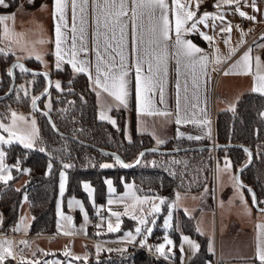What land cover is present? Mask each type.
Wrapping results in <instances>:
<instances>
[{"label":"crops","instance_id":"0c3cea01","mask_svg":"<svg viewBox=\"0 0 264 264\" xmlns=\"http://www.w3.org/2000/svg\"><path fill=\"white\" fill-rule=\"evenodd\" d=\"M102 3L103 0H100ZM171 4V0H168ZM182 3L190 5V10L197 13V16L194 19H198L203 13L208 12L215 15L218 11L223 15V21L216 19L215 20V29H213L212 24L213 20L209 19L207 21V27L203 24L197 25V31L190 34L184 35L182 38L185 40L191 41L202 51L195 54L193 59H199V57H207L208 63L205 69L201 70L199 65L195 68L197 74V84L198 91L192 87L191 80V69L185 68V60L182 58L180 65V111L182 119L186 120V123L177 125L175 123L176 112V64L173 59L168 61V76L167 83L165 85V95H164V104L159 103V95L155 97L154 108L160 111H167L173 113L171 116H160V115H148L142 113L137 115L136 112V103H135V73L134 70L130 72L129 75V96H128V106L124 108L123 106L116 107V103L111 97L107 94L102 93L100 97V103L105 105H112L110 111L119 110L122 113L123 120V133H127L130 137L132 130L137 133L144 134L152 138L156 142V138H159L163 141H166L171 138H177V131L183 134L180 138H187L188 136H200L201 138H212L214 136V118L216 113L221 111H231L239 99V97L245 92H252L251 88L253 85V77L251 75H236L229 74L225 75L226 71H229L231 66L240 59V57L251 49L250 56L252 57L253 63V72H255V63L257 57H259L262 66L261 71H264V0H255L256 8L258 11H254L252 7L253 0H240L238 5L239 10L244 12L247 17H255V20L247 19L241 17L236 11L237 5L235 3L231 5H221L219 9L214 5L218 0H181ZM28 0H19L17 6L10 12L3 13L0 15H12L14 14L15 19L6 21L7 26L17 34V39L20 40V43L8 44V41L5 40L0 43V48H10L11 54L15 60L23 61L28 58L36 59V54L41 56V60H37L40 63V69L43 71H50L51 69H56L55 64V22L52 17L53 10V0H42L38 5L33 7L27 6ZM197 5L199 7L197 8ZM129 9L131 8V0L128 3ZM77 33H76V43L79 47V7L77 8ZM67 29H64L66 35V43L64 45L65 49L69 52L71 51L72 37L73 33L71 27L73 24L72 17V8L71 0H68V7L65 12ZM131 11L128 12V16L124 18L125 21L129 22L128 26V49L130 52L131 48ZM94 14L92 8V0H88L87 8V47L88 53L84 55L80 53L78 59L86 60L89 62V70L93 78H95V63L96 55L93 51L94 39L93 33L96 31V25L94 23ZM170 20H172L171 13L169 15ZM138 21V25H139ZM192 22H189L186 27H190ZM247 23V24H246ZM231 26V32H221L222 27ZM3 25H0L2 29ZM148 28L149 21L147 17L143 19V29L145 32V41L148 39ZM101 33L106 32L104 28H100ZM139 31V28H138ZM200 32H204L208 36L213 37L211 41H205L200 36ZM109 38L111 37V32L107 33ZM2 35V31H0ZM172 40L169 41L168 50L169 53L173 51L172 41L175 39L174 31V21L172 23V31L170 32ZM228 40V43L225 44V40ZM43 41V43H40ZM98 47L103 53L104 43L103 36L98 38ZM243 41V43H241ZM111 42V41H110ZM234 50V54L230 55V51ZM111 51V50H109ZM14 53V54H12ZM115 55V53H112ZM19 58V59H17ZM217 58L220 60V63H216ZM118 62V57H117ZM129 62H131V57L129 56ZM68 66L72 73V67L70 64H61V68ZM146 68V66H145ZM17 69V68H15ZM206 73V74H202ZM75 74V73H74ZM83 74V73H82ZM87 77L88 86L91 91L94 92L97 103L96 90L90 85L88 76ZM185 82L188 84V92H184ZM195 93V98L193 94ZM187 95L188 100L185 101L184 97ZM196 105V107H193ZM99 110L100 107H98ZM208 120L209 124L204 126L200 123L203 120ZM192 121H196L193 123ZM210 130V135L207 133ZM224 160H220L219 163L213 161L212 169V191H211V202L209 208L203 206V197L205 193V188L198 192L186 193V192H176L179 193L180 199L179 206L177 207L178 217L173 215L171 226L177 232V239L173 240L171 235L168 233V229H162V233L159 236V240L154 241L150 236L147 238L144 246L151 247L153 250L156 245L163 243V237L168 235L169 239L173 241L171 246V253L166 255L171 262L170 264H190L191 258L197 253L193 252L190 246L182 241L183 236L189 237L197 245H200V240L197 236L189 234L182 230L180 218L181 215L191 218L192 228L196 235L201 239L205 240L206 250L211 254L212 259L207 260L205 264H240V258H232L231 252L235 254L240 253L242 247H240V242H238L237 237L240 236V231L249 230L251 231V222L240 221V219H235L234 212L237 209L246 211L250 216L252 211V203L249 200L248 196L245 193V190L242 189L241 192L231 189L229 183L222 182L220 183V195L217 190V167L220 166V174L225 173L227 175L228 170L233 173L232 168H225ZM26 180V179H25ZM17 180L14 182L16 188L20 187L25 181L20 182L19 185H15ZM227 189V193L224 191ZM135 192V191H133ZM121 192H115L114 194H108L105 196L104 204H98V208L103 212V215H107V219L111 220L113 216L110 215L111 212H119L121 216H126L127 218L132 219V215H140L139 208L140 205H137L136 210L134 211L131 205L133 201L130 198H126L124 201H119ZM189 194V195H188ZM192 194V195H190ZM136 195H138L136 193ZM243 195V202L240 199V196ZM145 196V195H138ZM151 197H157L153 195H147ZM182 196H189L186 199ZM26 197V196H25ZM251 198V196H250ZM112 199L117 201L112 205L108 204V200ZM151 202H159L158 200L150 201L148 204L143 205L145 211H148V207ZM125 205H128L127 214H125ZM144 211V213H145ZM174 213V212H173ZM120 216V220H121ZM24 218L21 225L20 231H13V228L16 224L21 223L20 218ZM30 213L28 210L27 200L24 199L20 202L18 209L17 220L13 225L8 226L10 232L15 235L3 236L2 231V210L0 209V241L9 240L12 242V250L14 253V258L10 257L5 260V264H34L35 261H40V264H45L46 261L59 262V264H64L63 256L60 254V251L64 250L66 247H69L70 243L73 242L74 238H80L86 242L85 246L81 248H76L75 251L80 255L79 260H83L85 256L92 254L95 247L94 245H103L104 247L116 250L114 247L125 248L123 242L125 240V233L129 231H124L122 234L116 236L111 241L118 242L113 246H107L101 243L102 240L99 235L109 232L107 229V223L103 222L98 228L97 225L87 229L85 235L78 234L75 231L69 229L65 232H58L56 230L55 221V231L53 234H28V226L30 223ZM232 220L237 221V231L235 234L229 235L230 224ZM116 221V220H114ZM264 224V218L258 217L254 221V232H252V256L249 260L246 261L248 264H253L258 262L254 259L255 246H256V237L257 230L256 224ZM199 229V231L197 230ZM131 231V230H130ZM114 232V231H113ZM64 233H69L65 235ZM99 233V234H97ZM133 233V232H132ZM135 234V233H133ZM137 242L133 244H139L140 236L137 238ZM62 240V241H61ZM235 240V241H234ZM20 241H27V246L20 243ZM57 241V242H56ZM61 243H58L60 242ZM232 241V243H231ZM94 244V245H93ZM72 249L73 245H70ZM183 247V252L181 251ZM211 248V250H210ZM199 249V248H198ZM117 252V251H115ZM119 252V251H118ZM155 252V250H154ZM48 253V255H44ZM156 253V252H155ZM158 254V253H157ZM237 259V260H235ZM68 260L73 264H78V260L74 258H68ZM169 264V263H168Z\"/></svg>","mask_w":264,"mask_h":264},{"label":"trees","instance_id":"16d2710c","mask_svg":"<svg viewBox=\"0 0 264 264\" xmlns=\"http://www.w3.org/2000/svg\"><path fill=\"white\" fill-rule=\"evenodd\" d=\"M42 0H33L28 7L38 5ZM7 8L0 7V14L13 10L19 0H5ZM14 57L9 54H0V94H3L9 85L10 77L7 75L9 63ZM24 63L32 69H40L39 61L28 58ZM51 86L48 94L38 101V107L46 110L55 125L56 133L46 117L37 112L39 139L32 149H25L18 144H11L7 148L6 161L19 162V169H27L26 180L18 188L13 183L19 178L21 171L12 170V179L7 183H0V209L2 210V228L13 225L18 216V209L22 194L27 197L28 210L31 216L28 234H53L55 231V202L57 195V174L63 164L71 167L66 170L65 195H74L82 204L92 211L86 193L81 189V181H88L93 188L95 204H104L106 192L105 179L113 182L116 192H120L124 182H132L134 191L138 195H153L163 197L166 203L161 205V211L149 235L152 240H159L162 233L160 220L167 211V204L171 203L176 192H198L204 187L212 191L213 155L217 163L223 158L231 163L233 172L248 160V155L241 148L220 147L210 149L188 150L174 154L159 152H146L141 163L130 168H123L116 164L113 156L104 155L98 150L116 153L124 163L132 164L139 152L144 148L158 147L160 149H173L186 146L204 145L212 142L211 138L189 140L187 138H171L157 146L154 140L147 135L132 130L131 138L125 140L123 134V121L118 129L113 128L107 121L98 119L94 92L88 86L87 77L82 73H72L68 66L61 70L49 71ZM33 79L30 91L36 95L42 91L45 78L42 75H28L17 72L15 69V83L10 95L0 100V104L7 101L14 107L27 104V98L16 96L14 88L16 81L22 77ZM61 84L58 90L53 86V80ZM19 97V98H18ZM48 97L51 110L44 107V100ZM264 96L258 93L245 92L237 100L234 111H221L214 118V142L235 143L246 146L252 152L249 165L245 166L239 175L241 182L252 188L258 201H264ZM40 147L45 149L39 151ZM180 161L172 164L171 161ZM155 162V166L153 165ZM52 164L51 171L48 164ZM111 164L110 168H101V164ZM175 172L176 175H171ZM19 189V191H17ZM245 190V189H244ZM249 200L250 194L245 190ZM212 196L210 194V201ZM260 207L264 205L258 204ZM182 230L197 236L200 245L197 253L191 258L190 264H205L212 256L206 250L205 240L195 234L192 220L181 215ZM135 221L121 216L120 230L106 232L100 238L113 239L128 229H132ZM168 233L173 240L177 239V232L173 226ZM80 264H167L148 252L134 248L127 255L120 252L103 251L94 257L90 253L86 261ZM253 264H258L255 262Z\"/></svg>","mask_w":264,"mask_h":264},{"label":"snow or ice","instance_id":"6c2138e0","mask_svg":"<svg viewBox=\"0 0 264 264\" xmlns=\"http://www.w3.org/2000/svg\"><path fill=\"white\" fill-rule=\"evenodd\" d=\"M29 3H32L33 0H28ZM129 0H103L101 3L100 0H92V8L94 14V23L96 25V31L93 33L94 45L93 51H95L96 55V63H95V78H93L91 71L89 70V62L86 60L78 59V55L83 53L87 55L88 47H87V8H88V0H71V8H72V17L73 24L71 27V31L73 33L71 51L69 52L65 49L64 45L66 43V35L63 31L67 29V21H66V8L68 7V0H53V10L52 17L55 22V67L57 70H61V64H70L72 67V71L74 73H83L88 76L90 85L96 90L97 103L98 107H100L101 111L99 112L98 119L101 121H107L112 124L114 127L116 126V121L111 119L110 116L106 114V111H110L112 105H108L107 107L100 103V97L102 93L107 94V96L111 97L116 103V107L123 106L127 108L128 106V84H129V75L130 72L134 70L135 73V103H136V112L137 115H141L142 113H146L148 115H160V116H171L173 113L167 111H160L154 108V100L157 94L159 95V103L164 104V95H165V85L167 83L168 76V61L169 59H173L176 64V112L175 115V123L180 125L182 123H186L187 121L182 119L181 111H180V65L182 58L185 60V68L191 69V80L192 87L197 89V74L195 72V68L197 65L201 68V70L205 69L208 63L207 57L201 56L199 59H193L195 54L200 53L202 50L193 44L189 40H185L182 37L184 35L190 34L192 32L197 31V25L203 24L207 27V21L209 19L213 20L212 27L215 29V20L219 19L223 21V15L218 11L215 15L210 14L208 12L203 13L199 16L198 19H194L197 16V13L190 10V5H186L182 3L181 0H171V4H169L168 0H131V8L128 7ZM235 3L237 5L236 11L239 13L241 17L255 20V17H247L246 14L239 10L240 0H218V2L214 5L217 9L220 8L221 5H231ZM9 5L5 2V0H0V7L7 8ZM79 7V47H77L76 43V33H77V8ZM199 5H197V8ZM252 7L254 11H258L256 8L255 0L252 2ZM131 11V48L130 52L127 51L129 39H128V26L129 22L125 21L124 18L128 16V12ZM171 13L172 20H170L169 15ZM147 17L149 21L148 28V39L145 41V32L143 29V19ZM15 16L12 15H0V25H3L2 35H0V43L7 40L8 44L12 43H20V40L17 39V34L14 33L5 23L9 20H14ZM138 21L140 22L138 25ZM174 21V31H175V39L172 41L173 51L169 53L168 45L169 41L172 40L170 32L172 31V23ZM192 22L190 27H186V25ZM100 28H104L107 31L101 33ZM139 28V31H138ZM108 32H111V37L109 38ZM221 32H231V26L222 27ZM103 36L104 43V51L103 53L100 51L98 47V38ZM200 36L205 41H211L213 37L208 36L204 32H200ZM111 41V42H110ZM43 43V41H40ZM228 43V40H225V44ZM243 43V41H241ZM264 47V45H261ZM111 50V51H109ZM10 48H0V54L4 56H8L10 53ZM251 49L245 52L239 60H237L229 69V71L225 72V75L236 74V75H251L253 77V85L251 91L253 93H258L261 96H264V71H261L262 63L259 57L255 58V72H253V63L252 57L250 56ZM115 53V55H112ZM14 54V53H12ZM234 54V50L230 51L229 58ZM129 56L131 57V62H129ZM118 57V62H117ZM19 59V58H17ZM36 59L41 60V56L36 54ZM217 64L220 63V60L217 58L215 61ZM146 66V68H145ZM13 68H18L22 73H27L29 70L24 67L23 64L16 63L12 65L7 70V75L11 77L13 75ZM202 74H206L203 73ZM43 75L47 80V73H33V76ZM55 87L60 90L61 84L57 82ZM23 90V86L21 89H17V92ZM184 92H188V84L185 82ZM48 90L45 88L42 95H47ZM28 95L27 90H25V96ZM195 98V93L193 94ZM19 98V97H18ZM40 96H33L31 99V106L33 111H38L37 101L40 100ZM185 101L187 102L188 97L185 95ZM45 108L51 110V104L47 103L44 105ZM196 107V105H193ZM234 111V108L232 109ZM43 115L47 116L48 112L43 113ZM261 117H264V112L260 113ZM20 122V123H18ZM195 123L196 121H192ZM52 124V121H49ZM202 123L204 126L209 124L208 120H203ZM55 129V125L52 124ZM119 130V129H118ZM0 131L7 133V138L5 136L0 135V145H11L13 143L20 144L25 149H32L36 141L39 139L38 129L36 126V120L32 119L31 121L26 120L25 117L18 115L15 112L11 113V123L4 124L0 123ZM210 135V130L207 133ZM183 136L182 133L177 131V138ZM127 138V135H126ZM189 140H199L200 136H188ZM164 141L156 138L157 146L163 144ZM39 151L44 152L45 149L40 147ZM150 151H157L156 148L151 149ZM243 151L249 156V162L251 160V153L248 148H244ZM107 155V153H102ZM145 156V152H140L139 156L135 160V165L141 163V158ZM113 159L116 164L120 165L123 168L133 167V164L124 163L118 155H114ZM5 153L4 151H0V181L7 183L8 180L12 179L10 174L9 167L4 163ZM172 164H178L180 161H171ZM155 166V162H153ZM225 168H230L231 163L227 159L224 162ZM71 167V165L65 163L63 164V168L67 169ZM101 168H110L111 164H101ZM17 170L19 171V162L16 165ZM52 164H48V170L51 171ZM23 171L27 172V169ZM171 175L175 176L176 173L172 172ZM236 183L235 187L237 190L245 187L242 183H240L238 177L234 178ZM65 182L66 175L64 171L60 172V182H59V191L60 195L63 196L65 192ZM105 184L107 185L109 194H114L116 189L113 187V182L110 179L105 180ZM132 185L125 184L126 192L123 197L119 198V201H124L126 198H130L133 201L131 207L135 211L137 205H140L139 212L140 215L137 216L135 214L132 215V219L136 220L137 227L135 228V234L131 231L125 233V240L123 242L128 244H133L137 242V237H142L139 240V244L141 247L145 245V241L153 232V225L156 224L155 215L161 211V205L166 203V199L163 197H151V196H138L135 192L132 191ZM83 189L88 193L89 197L93 194V189L90 187L88 183L83 184ZM19 191V189H17ZM205 192H207V187H205ZM249 194L252 196L253 206L255 207L257 204H262L264 201H258L255 193L251 188H248ZM27 199V197H25ZM180 196L179 193L176 194V200L168 203V215L164 219L163 227L168 229L171 227V219H172V210L177 207V202L179 201ZM241 201L243 202V195L240 196ZM158 200L159 204L152 203L150 209L148 210L147 216L144 215V207L143 205L148 204L150 201ZM112 199L108 200V204L112 205L116 203ZM69 207H72L73 204L79 206L80 211L84 212L83 205L78 200H69ZM128 205H125V214H127ZM261 214H264V208L259 209ZM56 215L57 219V231H60V221L61 219L66 221H71V217L66 216L61 211L60 202H57L56 206ZM111 216L116 217L115 226L111 222L108 223L107 229L109 232L119 231L120 230V216L119 212H111ZM85 222H87V214L84 216ZM23 223V219L21 223H18L14 226L13 231H20L21 225ZM99 228L100 225H97ZM199 231V229H197ZM257 237H256V246L254 259L258 261V264H264V224L257 223L256 224ZM68 235L69 233H64ZM99 234V233H97ZM163 243H160L155 246L154 250L161 256H165L167 253H171L173 245V241L169 239L168 235L163 237ZM182 241L186 242L193 252H196L199 248V245L194 243L187 236L182 237ZM20 243L27 246V241H20ZM167 249V253H166ZM211 250V248H210ZM100 248L97 246V253H99ZM108 251H112L109 249ZM119 252H126V248L116 249ZM181 251L183 252V247H181ZM44 255H48V253H44ZM64 256L71 255L70 252L65 251L63 253ZM13 257L14 253L12 250V242L9 240L0 241V264H5V260L7 258ZM74 259L79 260L80 257H74ZM34 264H40V261H35ZM45 264H59V262L46 261Z\"/></svg>","mask_w":264,"mask_h":264},{"label":"rangeland","instance_id":"374dc122","mask_svg":"<svg viewBox=\"0 0 264 264\" xmlns=\"http://www.w3.org/2000/svg\"><path fill=\"white\" fill-rule=\"evenodd\" d=\"M62 68H64V67H62ZM16 71L17 72H21L18 68L16 69ZM32 81H33V79L31 77H24V76L22 77L21 80L16 81L15 88H14V94L16 96L22 95L24 98H27V104L24 105V106H19V107L12 106L11 103H9V101H7L4 104L3 103L0 104V123H4L6 125L7 124H10L11 123V113L12 112H15L18 115L25 117L26 120H28V121H31L32 119H35L36 120V126H37L38 133H39L37 111H33L32 106H31V99H32V97L37 95V94L34 95L30 91V86H31ZM57 82H59L57 79L53 80V86L54 87H55V84ZM45 83H46V80H45ZM21 86H23V90H20L19 92H17V89H21ZM25 90H27V92H28V95L27 96H25ZM94 96H95V94H94ZM95 101H96V98H95ZM47 103H50L48 97L44 100V105L47 104ZM96 106H97V104H96ZM100 111L101 110H99L98 109V106H97L98 115H99V112ZM106 114L108 116H110L111 119H113V120L116 121V126L114 127L112 124H110L109 122L108 123L113 128L119 129L120 126H121L120 124L123 121L122 120V113H121V111H119V110L106 111ZM18 123H20V122H18ZM125 134H127V133L125 132V133L122 134L123 138L125 140H129L131 138V135H130V137L127 136V138H126V135ZM0 135H3V136H5V138H7V133H5L3 131H0ZM211 140L214 141V136H212ZM154 143L156 144L155 141H154ZM13 144H18V143H13ZM18 145H20V144H18ZM9 146L10 145H0V151H4V153H5L4 163L9 167L10 174L12 176V170L13 169H17L16 168V165H17L18 160H16L13 163H8L6 161V152H7V148ZM213 153H214V151H213ZM224 159L225 158H223V160ZM213 161H214V155H213ZM24 169L25 168H22L20 170L21 171V174H20L19 178L17 179V182L15 183V185L16 184L19 185L20 182L25 181V179H26V172L23 171ZM61 171H64L65 172V175H66V170L64 168H61L59 170L58 174H57V195H56V202H55V213H56L57 202L59 201L60 202V205H61V211H62V213L64 215H66V216L71 217V221H66V220L61 219V221H60V231H58V232H65V231L71 229V230L75 231L78 234H84L85 235V233H86V231H87L88 228L93 227L94 225H97V224L101 226V224H103V222H106L107 223V226H108V223L109 222H111L113 224V226H115L116 221H114V220H116V217L113 216V218H111V220H109V218L107 219L108 216L107 215H103V212L98 208V204H95L94 198H93V194H92L91 197H89L88 193L83 189V184L84 183H88L90 185V187L92 188L91 184L88 181H81L80 186H81V189L87 195V199H88L89 203L91 204L92 211L91 210L89 211L82 204L81 200L79 198H77L76 196H74V195H65V192H64V195L63 196L60 195L59 182H60V172ZM106 179H109V178H106ZM66 180H67V176H66ZM224 181H225V183H229L230 184L232 190L235 189V191H237V192H241L242 191V189L237 190V188L235 187L236 181L234 179V172L232 173V172H230V170H228L227 175L224 172L220 174V166L218 165V167H217L216 184H217V190H218V194L219 195H220V188H221L220 183H222ZM0 183H4V182L3 181H0ZM125 184H130V185L133 186L132 182H124L123 185H122V187H121V190H120V192H121L120 195H124L125 192H126ZM13 185H14V183H13ZM65 190H66V182H65ZM132 191H134V187H132ZM106 192L109 194L107 185H106ZM205 193L206 194H204V197H203L204 199H203V202L202 203H203V206L205 208H209L208 206H210V202H211L210 201L211 191H210V188L209 187H207V192H205ZM224 193L225 194L227 193V189L224 191ZM190 195H192V194H190ZM182 197H184V199H186L189 196H182ZM24 199H25V194H22L21 201L24 200ZM73 199L80 201V203L83 205L84 212H81L79 206H77L75 204H73L72 207H69L68 202H69V200H73ZM175 200H176V198H174V200H172V202L175 201ZM152 203L159 204V202H151V204ZM151 204L149 205L148 210L150 209ZM179 204H181V203L178 201L177 202V207L179 206ZM177 207H175L172 210V218H173V215H175L176 217H178ZM159 213L155 215V219L156 220L158 218ZM85 214H87V217H88L87 222H85V219H84ZM147 214H148V211H145L144 215L147 216ZM167 215H168V209L162 215L161 220H160V226L162 228H164L163 227L164 219L167 217ZM234 217H235V219H240V221H242V222L244 221V219L246 220V223L247 222L248 223L251 222V224H250L251 225V231H249V230L240 231V236L237 237V239H238L237 241L240 242V247H242V250H240V253H238V254H235L234 252H231L230 253V254H232V258H235V257L240 258V264H248V263H246V261L249 260L251 258V256H252V241H253L252 232H254V230H253L254 229L253 228L254 227V221L258 217L264 218V214H261L260 211H256L255 209L252 208V211L250 212V216H249L246 211H243L241 209H237V211L234 212ZM20 219L21 220L22 219L24 220V218H22V217ZM57 219H58V217L56 215V221H57ZM232 221L233 222L230 224V228H229V231H228L229 232V235L235 234V232L238 230L237 229V225H236L237 221H235V220H232ZM171 222H172V219H171ZM120 223H121V220H120ZM137 226L138 225H137V222L135 220V224H134L133 228L132 229H128L126 231H130L131 230V232L135 233V228ZM152 227L154 228V225ZM56 230H57V226H56ZM148 237H149V235H148ZM141 238L142 237H140V239ZM103 239H105V238H103ZM111 240L112 239H106V240H102V242H107V241H111ZM61 241L58 242V243H61ZM145 243H146V241H145ZM231 243H232V241H231ZM71 244L73 245V248L74 249L71 248V246H70ZM70 245H69V247H66L64 250L60 251V254L63 256V259L65 260L64 261V264H73V263H71L68 260V258L80 257V255L77 254L73 250H75L76 248H81V246H85L86 245V242L84 240L80 239V238H74L73 239V242L70 243ZM97 246H99V248H100L99 253H97ZM94 247H95V249H94V251L92 253L94 257H97L103 251L107 252L110 249V248L104 247L103 245H94ZM114 248L115 249H121L120 247H114ZM65 251L70 252L71 255H69L67 257L64 256L63 253ZM113 251H116V250H113ZM88 257H89V255L88 256H85L83 260H78V262H79L78 264H80V261H86L88 259ZM235 260H237V259H235Z\"/></svg>","mask_w":264,"mask_h":264},{"label":"water","instance_id":"95a60500","mask_svg":"<svg viewBox=\"0 0 264 264\" xmlns=\"http://www.w3.org/2000/svg\"><path fill=\"white\" fill-rule=\"evenodd\" d=\"M16 63L23 64L24 67L27 68V69L29 70V71L26 73V74H28V75H33V73H41V74H43V73H47V75H48V79H47V80L45 79V80H46L45 86H44L43 90H42L41 92H39V93L36 95V96H40L41 98H43L44 96H46V95H42V93L44 92L45 88H47V90L49 91V87L51 86V78H50L49 72H48V71H43V70H40V69H32V68L28 67L23 61L15 60V59H13V60L9 63L8 69H9L10 67H12V65H14V64H16ZM42 76H43V75H42ZM43 77H44V76H43ZM14 83H15V68H13V75L10 77V82H9V85H8L7 90H6L3 94H0V100H1V99H4V98H6V97H8V96L10 95V93L13 91ZM41 98H40V99H41ZM38 101H39V100H38ZM38 101H37V108H38L39 110H38L37 112H40V113H42V114L45 113V112H47L46 110H44V109H40V108L38 107ZM44 116H45V115H44ZM45 117H46L48 123H49L50 120L52 121V119H51L49 113H48V115L45 116ZM49 124H50V123H49ZM52 124H53V122H52ZM52 124H50V126L52 127V129H53L56 133H59V132L56 130V128H55V129L53 128ZM220 147H236V148H241V149L247 148L246 146H244V145H242V144H235V143H215L214 141H212V142L209 143V144H204V145H194V146H186V147L173 148V149H160V148H158V147H150V148H144V149H142L140 152H145V153H146V152H149L151 149L156 148L157 151H155V152H159V153H163V154H174V153H178V152H183V151H188V150H199V149H204V148H205V149H210V150L214 151L215 149L220 148ZM98 150H99L100 152H102V153H107L108 155H111V156L117 155L116 153H113V152H110V151L104 150V149H102V148H98ZM249 151H250V150H249ZM140 152H139V153H140ZM250 153H251V159H252V152L250 151ZM138 156H139V154H138ZM138 156H137V157H138ZM121 160H122V159H121ZM250 162H251V160H250ZM250 162H249V156H248V160H247V162H246L244 165H242L241 167L237 168V169L235 170V172H234V178H237V177H238L240 183H242L241 180H240V178H239L240 172H241V170H242L245 166L249 165ZM132 164L135 166V162L132 163ZM129 168H130V167H129ZM242 184H243V183H242ZM243 185H244V184H243ZM244 186H245V187H243L242 189H245V190H247V191H248V188H251V187L246 186V185H244ZM251 189H252V188H251ZM250 196H251V195H250ZM255 196H256V195H255ZM251 203H252V207H253V209H255L256 211H259V209L264 208V205H263L262 207H260L258 204L254 207V206H253V202H252V196H251Z\"/></svg>","mask_w":264,"mask_h":264},{"label":"built area","instance_id":"2783aa9c","mask_svg":"<svg viewBox=\"0 0 264 264\" xmlns=\"http://www.w3.org/2000/svg\"><path fill=\"white\" fill-rule=\"evenodd\" d=\"M246 24H247V23H246ZM2 235H3V236H11V237H15V235L12 234V233L10 232V229H9L8 226L4 228V230L2 231ZM101 243H103V244H105V245H107V246H113V245H115V244H118V242H115V241H107V242H102V241H101ZM123 244H124L125 248L127 249V251H126V252H123V253L120 252V255H121V256H125V255H127V254H128L132 249H134V248H140V249H142V250L148 252L149 254H151V255H153V256L159 258V259L164 260L167 264H168V263H169V264L171 263L167 257H165V256H161V255L155 253L154 250H153L151 247H146V246L141 247L140 245H137V244H128V243H123Z\"/></svg>","mask_w":264,"mask_h":264}]
</instances>
